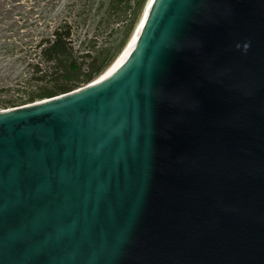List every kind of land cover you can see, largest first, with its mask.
I'll return each instance as SVG.
<instances>
[{
  "label": "water",
  "instance_id": "95a60500",
  "mask_svg": "<svg viewBox=\"0 0 264 264\" xmlns=\"http://www.w3.org/2000/svg\"><path fill=\"white\" fill-rule=\"evenodd\" d=\"M107 77L0 109V264H264V0H150Z\"/></svg>",
  "mask_w": 264,
  "mask_h": 264
},
{
  "label": "trees",
  "instance_id": "16d2710c",
  "mask_svg": "<svg viewBox=\"0 0 264 264\" xmlns=\"http://www.w3.org/2000/svg\"><path fill=\"white\" fill-rule=\"evenodd\" d=\"M26 1L0 0V109L94 80L124 47L147 2Z\"/></svg>",
  "mask_w": 264,
  "mask_h": 264
},
{
  "label": "bare ground",
  "instance_id": "6f19581e",
  "mask_svg": "<svg viewBox=\"0 0 264 264\" xmlns=\"http://www.w3.org/2000/svg\"><path fill=\"white\" fill-rule=\"evenodd\" d=\"M150 0H147L145 7L142 11L141 17L136 24L135 29L133 30L132 34L130 35L129 39L127 40L126 44L124 47L121 49V51L118 53V55L115 57V59L110 63V65L98 76L96 77L97 80L103 79L107 77L109 74H111L113 71H115L119 65L122 63V61L125 59L126 55L128 54L132 44L134 43L144 20V15L146 14L147 7L149 4Z\"/></svg>",
  "mask_w": 264,
  "mask_h": 264
},
{
  "label": "rangeland",
  "instance_id": "374dc122",
  "mask_svg": "<svg viewBox=\"0 0 264 264\" xmlns=\"http://www.w3.org/2000/svg\"><path fill=\"white\" fill-rule=\"evenodd\" d=\"M44 1H46V0H44ZM32 4V0L31 1H29V0H27L26 2H25V6H29V5H31ZM27 9V8H26ZM141 17V16H140ZM4 63V62H3Z\"/></svg>",
  "mask_w": 264,
  "mask_h": 264
}]
</instances>
